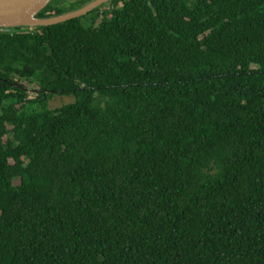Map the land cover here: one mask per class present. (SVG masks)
Returning <instances> with one entry per match:
<instances>
[{"label":"trees","instance_id":"trees-1","mask_svg":"<svg viewBox=\"0 0 264 264\" xmlns=\"http://www.w3.org/2000/svg\"><path fill=\"white\" fill-rule=\"evenodd\" d=\"M0 264H264V0L0 30Z\"/></svg>","mask_w":264,"mask_h":264},{"label":"water","instance_id":"water-1","mask_svg":"<svg viewBox=\"0 0 264 264\" xmlns=\"http://www.w3.org/2000/svg\"><path fill=\"white\" fill-rule=\"evenodd\" d=\"M54 0H0V30L16 28H48L80 19L109 4L112 0H93L74 11L39 18L38 15Z\"/></svg>","mask_w":264,"mask_h":264},{"label":"rangeland","instance_id":"rangeland-1","mask_svg":"<svg viewBox=\"0 0 264 264\" xmlns=\"http://www.w3.org/2000/svg\"><path fill=\"white\" fill-rule=\"evenodd\" d=\"M74 2L76 0H67V2ZM22 84H24V82H22ZM27 88V92H29L30 94H33L35 95V89L36 87L35 86H26ZM73 102V98L72 97H68V96H65V97H61V96H55L52 100L49 101V108L51 110H55V109H58L62 106H65V105H68L70 103Z\"/></svg>","mask_w":264,"mask_h":264},{"label":"flooded vegetation","instance_id":"flooded-vegetation-1","mask_svg":"<svg viewBox=\"0 0 264 264\" xmlns=\"http://www.w3.org/2000/svg\"><path fill=\"white\" fill-rule=\"evenodd\" d=\"M63 2L65 3V2H67V0H63Z\"/></svg>","mask_w":264,"mask_h":264}]
</instances>
